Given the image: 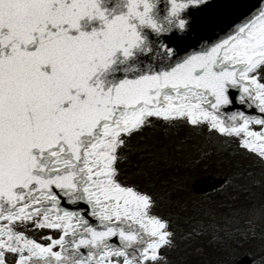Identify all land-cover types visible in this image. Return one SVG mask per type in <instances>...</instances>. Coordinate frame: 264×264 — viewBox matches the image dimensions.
Here are the masks:
<instances>
[{
	"label": "snow or ice",
	"instance_id": "1",
	"mask_svg": "<svg viewBox=\"0 0 264 264\" xmlns=\"http://www.w3.org/2000/svg\"><path fill=\"white\" fill-rule=\"evenodd\" d=\"M239 7L0 0V264H160L171 221L120 165L161 122L264 168V0Z\"/></svg>",
	"mask_w": 264,
	"mask_h": 264
},
{
	"label": "trees",
	"instance_id": "2",
	"mask_svg": "<svg viewBox=\"0 0 264 264\" xmlns=\"http://www.w3.org/2000/svg\"><path fill=\"white\" fill-rule=\"evenodd\" d=\"M127 155L120 167L151 185L175 233L160 264H232L237 252L252 254L253 244L264 241V226L250 227L247 219L249 208L264 204V168L254 158L196 130L168 128L162 122L134 136ZM249 171L261 184L244 190L236 174ZM205 174L231 178V183L193 193L190 183Z\"/></svg>",
	"mask_w": 264,
	"mask_h": 264
},
{
	"label": "water",
	"instance_id": "3",
	"mask_svg": "<svg viewBox=\"0 0 264 264\" xmlns=\"http://www.w3.org/2000/svg\"><path fill=\"white\" fill-rule=\"evenodd\" d=\"M233 3L239 5L238 15L246 13L250 7L257 3V0H232ZM123 0H106V4L111 7L113 4L119 5L122 4ZM83 24V22H82ZM205 38L210 36V33L204 34ZM199 41H191V43H198ZM171 46V45H169ZM120 75V72L116 73ZM223 181L225 178L222 176H216L212 174H205L199 176L192 180L190 187L193 193L195 194H205L210 191H213L224 185ZM254 262V257L244 253L240 255L232 264H252Z\"/></svg>",
	"mask_w": 264,
	"mask_h": 264
},
{
	"label": "rangeland",
	"instance_id": "4",
	"mask_svg": "<svg viewBox=\"0 0 264 264\" xmlns=\"http://www.w3.org/2000/svg\"><path fill=\"white\" fill-rule=\"evenodd\" d=\"M261 205L262 204H259V203L255 205V208L257 209L255 213L248 211L247 219L251 221L249 222L250 227L251 226L254 227V223L258 224L259 226H264V210H261ZM220 225L223 226V224H216L217 227H219ZM244 253L245 252L239 251L236 253V257L238 258L240 255ZM263 254H264V241L257 240L253 244V253L249 254L255 258V261L252 264H264Z\"/></svg>",
	"mask_w": 264,
	"mask_h": 264
}]
</instances>
